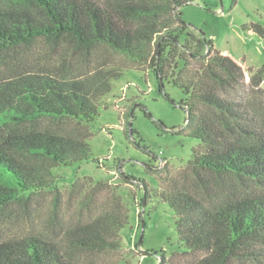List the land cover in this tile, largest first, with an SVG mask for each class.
Returning <instances> with one entry per match:
<instances>
[{
    "label": "trees",
    "instance_id": "obj_1",
    "mask_svg": "<svg viewBox=\"0 0 264 264\" xmlns=\"http://www.w3.org/2000/svg\"><path fill=\"white\" fill-rule=\"evenodd\" d=\"M192 1L0 0V213L52 190L53 168L90 158L85 135L54 124H92L125 70L152 72L165 98V83L182 90L184 133L198 141L183 172L196 188L174 184L154 193L174 214L178 248L200 255L189 264H264V136L241 123H251L245 108L222 94L244 83L245 68L189 30L180 7ZM243 28L264 39V23ZM39 40L85 61L103 46L115 60L33 64L28 52ZM206 175L233 176L248 188L227 196ZM144 189L145 201L151 192ZM128 218L117 202L67 228L60 243L37 235L0 240V264H78L76 251L117 250ZM158 264L172 263L160 254Z\"/></svg>",
    "mask_w": 264,
    "mask_h": 264
},
{
    "label": "rangeland",
    "instance_id": "obj_2",
    "mask_svg": "<svg viewBox=\"0 0 264 264\" xmlns=\"http://www.w3.org/2000/svg\"><path fill=\"white\" fill-rule=\"evenodd\" d=\"M180 13L193 34L211 40L216 50L230 53L244 65V83L224 87L222 94L240 102L251 123L240 122L264 136V39L243 28L250 22L264 23V0H193L181 6ZM61 52L39 40L28 53L33 64L51 66H92L115 60V54L103 46L86 61L80 55L63 56ZM164 92L168 98L157 91L152 72L127 69L104 95L100 114L92 124H54L55 129L85 135L91 156L53 168L52 190L33 196L27 205L15 204L0 213V240L37 235L60 243L67 228L120 202L129 213L128 224L119 233L121 248L101 253L76 251L72 258L78 264H158L160 254L172 264L196 260L199 254L178 248L174 214L154 195L174 184L196 188L193 178L183 174L198 144L184 133L187 112L178 103L185 95L170 83L164 84ZM44 124L52 126L47 121ZM206 176L227 196L248 188L233 176ZM144 183L151 192L145 201Z\"/></svg>",
    "mask_w": 264,
    "mask_h": 264
}]
</instances>
